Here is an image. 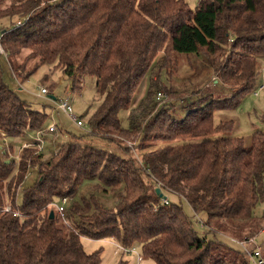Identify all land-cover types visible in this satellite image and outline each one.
<instances>
[{
  "label": "trees",
  "instance_id": "trees-1",
  "mask_svg": "<svg viewBox=\"0 0 264 264\" xmlns=\"http://www.w3.org/2000/svg\"><path fill=\"white\" fill-rule=\"evenodd\" d=\"M0 43L20 82L53 64L73 91L94 77L100 99L81 117L89 131L70 133L50 159L26 148L17 163L4 149L0 264H99L101 251L86 252L83 238L136 247L150 264H253L224 237L238 242L264 229V214L256 213L264 201V130L254 131L247 147L233 134L236 122L216 115L236 110L262 83L255 88L264 0H199L194 8L185 0H0ZM198 59L232 97L171 85ZM156 70L165 75L160 82ZM187 97L194 99L179 112ZM50 122L6 80L0 59V139L26 138ZM31 168L35 180L18 191ZM86 181L96 183L78 196ZM110 191L113 206L101 199ZM65 197L60 213L55 204ZM183 201L201 216L203 230ZM259 248L264 257V240Z\"/></svg>",
  "mask_w": 264,
  "mask_h": 264
},
{
  "label": "rangeland",
  "instance_id": "rangeland-1",
  "mask_svg": "<svg viewBox=\"0 0 264 264\" xmlns=\"http://www.w3.org/2000/svg\"><path fill=\"white\" fill-rule=\"evenodd\" d=\"M189 3L191 8H194L199 0H185ZM0 59L5 68V78L11 84V86L16 90L19 96L26 101H28L33 108L40 111H45L49 115L50 121L55 120L59 129L54 133H48L49 135L60 136L59 139L55 137H50L43 143V148L45 149L44 159H50L56 149L66 141L70 133L80 134L83 133V129L78 126L73 118L64 112L63 110H55L57 106L56 100L54 98H65L67 91L72 92L73 97V109L75 115L80 118L86 113L93 111L96 105L99 103L100 99L97 98L96 92V79L92 76H86L84 79V86L80 91H73L70 88V81L64 75L63 71L59 68H55L53 64H43L41 65L35 73L25 82H20L13 75L8 60L0 52ZM160 70H156L154 74V80L160 82ZM163 79L165 77L164 73L161 76ZM214 74L211 70L210 65L203 59H198L194 66L191 64H185L178 74H176L172 80L171 85L177 90H203L204 92L213 91L215 92L216 98H226L232 97L234 92L226 88L221 83H216L213 80ZM63 81V83H62ZM264 81V60L260 63V73L257 76L256 87ZM168 83V82H167ZM149 84L148 79H146L145 84L139 91L138 97H141L147 86ZM215 85V86H214ZM42 87H46L49 90L48 95L45 97L39 96L38 93L41 91ZM159 93V92H157ZM160 99H164L165 95L161 92ZM193 97H187L178 104V111L182 110V105H186L188 102L193 100ZM53 113V116H52ZM129 110H123L120 113V117L123 118L124 125L127 124ZM53 119H52V118ZM217 120H234L236 122V128L234 135L242 136L245 139L246 146H251L252 134L256 130H264V89L259 90L258 94L254 91L247 93L239 107L236 110L231 111H220L216 115ZM61 130V131H60ZM29 141V136L26 138H5L0 139V156H2L4 149L8 151V157L14 159L16 155L20 154V146L25 141ZM49 140V141H48ZM55 140V141H54ZM94 145L100 146L106 149H115L111 142L105 141L101 138H91ZM55 142V146L53 145ZM11 145L14 146V152L11 151ZM57 145V146H56ZM138 153V152H137ZM139 154V153H138ZM36 168H31L28 178L24 180L23 185L19 188L22 190L24 186L31 185L36 178ZM87 184L81 186L78 190L77 195L80 196L83 192H88L93 188L96 182H87ZM115 194V193H114ZM115 197L110 191L105 196L102 195V200L108 205L113 206L115 202ZM168 197L172 201H179L178 197L174 194H170ZM20 201V197L18 199ZM60 202V200L58 201ZM184 209L187 213L192 215L195 220H197L196 227L199 230H203V224L200 223L199 219L201 216L197 217L190 205L183 201ZM256 213L259 215L264 214V201L258 204L256 208ZM232 247L242 250V246L236 240L224 237ZM255 244L261 246L264 240V229L258 234L257 237H253ZM242 240V239H240ZM83 246L88 253H93L100 250L101 261L99 264H120L122 261H127L128 264H137V260L134 254L125 253L119 250L114 241L110 239L105 240H93L88 238L82 239ZM258 246V247H259ZM151 261L145 259L143 256L141 259V264H150Z\"/></svg>",
  "mask_w": 264,
  "mask_h": 264
},
{
  "label": "built area",
  "instance_id": "built-area-1",
  "mask_svg": "<svg viewBox=\"0 0 264 264\" xmlns=\"http://www.w3.org/2000/svg\"><path fill=\"white\" fill-rule=\"evenodd\" d=\"M21 22H22V20H18L17 25H20ZM0 52H3V48L1 46V43H0ZM70 85H71V83H70ZM83 86H84V79H82V82L80 83V87L83 88ZM262 89H264V81H262V83L259 85V87L255 90L254 93L258 94L259 90H262ZM48 93H49V90L46 87H42L41 91L38 93V95L45 97L46 95H48ZM159 97H160V95L158 96V98ZM54 99L56 100V104H57V106L55 107V110H63L64 112H66L67 114H69L73 118V120L75 121V123L78 126H80L84 130L89 131L86 122L82 118H80L79 116L75 115V113H74L72 92L67 91V95L65 98H59V99L54 98ZM52 116H53V113H52ZM58 129H59V126L56 124L55 120L53 119V121H51L48 126L41 128V129H38L36 131H32L28 135L30 140L29 141L25 140L21 144L20 154L16 155L14 158V159H16L17 163L19 162V160L21 158V152L23 150H25L26 148H35V153L44 154L45 149L43 148V143L46 141V136L48 135V133H54ZM53 136L56 137V135H53ZM130 145H131V143H130ZM58 150L56 149V151L54 153H56ZM29 174H30V172L25 176V179L28 178ZM68 200L69 199L65 197L62 199L60 204L59 203L55 204L60 213L64 212L65 204ZM163 202L168 203V199L164 198ZM4 209L6 211H10L12 209V207L10 204H7ZM238 242L242 246L243 250L246 252L248 257L250 258V260L253 262V264H264V257L262 255V252H261L260 248L257 245H255V240L253 238L248 239V240H239ZM114 244L116 245V247L119 250H122L125 253L134 252L136 254L137 264H141L142 257L138 253V250L136 247L127 248V247H124L118 243H114ZM252 245H255V248H253Z\"/></svg>",
  "mask_w": 264,
  "mask_h": 264
},
{
  "label": "crops",
  "instance_id": "crops-1",
  "mask_svg": "<svg viewBox=\"0 0 264 264\" xmlns=\"http://www.w3.org/2000/svg\"><path fill=\"white\" fill-rule=\"evenodd\" d=\"M213 80H214V78H213ZM217 81H218V80H215V83H216ZM62 83H63V81H62ZM60 131H61V130H60ZM50 137H53V138H54L53 135H51V134L49 135V134H48V135L46 136V140L49 139ZM59 137H60V136L55 137V139H56V138L59 139ZM48 141H49V140H48ZM54 141H55V140H54ZM54 141H53V143H54L53 145L55 146V142H54ZM66 141H67V140H66ZM66 141H63V142H66ZM56 146H57V145H56Z\"/></svg>",
  "mask_w": 264,
  "mask_h": 264
},
{
  "label": "water",
  "instance_id": "water-1",
  "mask_svg": "<svg viewBox=\"0 0 264 264\" xmlns=\"http://www.w3.org/2000/svg\"><path fill=\"white\" fill-rule=\"evenodd\" d=\"M50 213H51V217H53V215H54V211H53V210H51V212H50Z\"/></svg>",
  "mask_w": 264,
  "mask_h": 264
}]
</instances>
